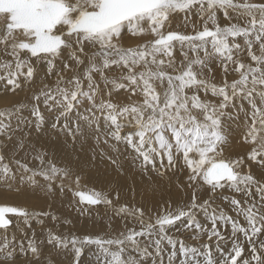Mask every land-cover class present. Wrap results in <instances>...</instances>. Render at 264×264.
Returning a JSON list of instances; mask_svg holds the SVG:
<instances>
[{
	"label": "snow or ice",
	"instance_id": "snow-or-ice-1",
	"mask_svg": "<svg viewBox=\"0 0 264 264\" xmlns=\"http://www.w3.org/2000/svg\"><path fill=\"white\" fill-rule=\"evenodd\" d=\"M127 37L143 39L130 46ZM232 73L238 78L229 82ZM0 88L31 92V103L0 110V185L48 198L71 192L88 206L76 207L80 215L104 205L140 226L117 230L108 222L115 234L107 237L58 235L46 228L45 218L59 220L50 211L3 204L0 264H17V256L53 264L45 244L70 252V264H80L90 246L97 264H165V256L167 264H264V179L250 167L241 171L245 157L224 156L232 125L243 126V141L256 145L246 159L264 175V0H0ZM121 90L139 101L121 105L113 99ZM125 127L134 131L121 135ZM89 129L97 144L130 148L142 175L186 171L176 188L190 197L175 207L163 201L146 218L143 207L120 204L118 192L82 190L71 162L57 166L35 143L63 136L75 144ZM118 158L107 157L122 172ZM216 199L236 215L213 207ZM33 222L46 239L38 240ZM173 229L213 243L187 244Z\"/></svg>",
	"mask_w": 264,
	"mask_h": 264
},
{
	"label": "rangeland",
	"instance_id": "rangeland-1",
	"mask_svg": "<svg viewBox=\"0 0 264 264\" xmlns=\"http://www.w3.org/2000/svg\"><path fill=\"white\" fill-rule=\"evenodd\" d=\"M218 65H216L215 67H217ZM216 76H218V78L216 79H220L221 80V76L223 75L222 74V71L220 69V67H218L216 70ZM40 76H41V73L43 74L44 73V68L43 66H41V71L39 72ZM221 74V75H220ZM38 75V76H39ZM229 78V79H228ZM238 77L236 76V74L232 73L230 74L227 79L229 80V82H231L233 79H237ZM219 81V80H218ZM50 84L53 82L52 80H49L48 81ZM220 82V81H219ZM40 87V85H37V89ZM1 92L0 93H3V90L2 88H0ZM28 92H19L17 95L16 94H12V93H7L5 95H7V98L5 100V106L1 107L2 105H0V110L2 109H5V108H10L12 107L13 105H16V104H19V103H31L30 101V98H29V95H30V92L28 94H26ZM24 94V95H23ZM15 95V96H14ZM22 95V97H21ZM129 93L125 92L124 90H121L118 94H114L113 96V99L117 102H120L121 105L123 104H130V103H133V102H138L139 101V97L137 96H132L131 99H129ZM4 96V95H3ZM20 96V97H19ZM26 96V97H25ZM10 97V98H8ZM12 97H14L13 99H17L19 100L17 103L16 101H13L12 103ZM28 97V98H27ZM21 98V99H20ZM10 99V100H9ZM7 101V102H6ZM4 105V104H3ZM24 115H29V113L27 111L24 112ZM46 116H47V120H46V125H50L53 121L50 120L52 119V116L50 117V115H48L46 113ZM49 116V117H48ZM50 121V122H49ZM101 123V134L104 133L106 131L105 127H104V122L103 120L100 121ZM50 128V126H49ZM243 126H241L240 128H237V126L234 124L232 125V129H233V132L231 133L230 137L232 136H237L238 135H234L235 131L239 130V129H242ZM129 127H125L122 132H121V135H126L128 132L127 131H130ZM126 130V131H125ZM59 136V134H57ZM94 134L92 132L91 129L88 130V134L84 137H78L77 138V141L75 144L72 143L71 141V138L70 137H63V136H59L58 139L56 140H50L48 141L49 144H41L40 147L43 145V149L42 150H47L48 152V156L46 157V159H51L53 161V163H57V159H55L57 157V155H54L55 153L52 152L51 150L53 149V147L55 146H64L62 151L59 152V154L61 153L63 155V157L68 160V161H71L72 163L74 164H78V166H72L76 171L79 172V174L82 176V177H85V180L84 181L83 179H81L80 181V186H81V189L83 190H87L88 188L90 189H95L96 187V184L93 185L92 187H90V185L87 183V179H92L94 178V176H91V175H88V172H86V170H83L84 168L82 167V164L83 163H86V162H89L88 158H87V154H85V149L87 151V153L89 151H94L96 153H98L100 159L102 161H104L105 163H110V161L107 159L108 156H112V157H119L118 158V164L122 162L123 158H124V155H127L129 154L130 152H132V150L130 148H126V146L123 144H116L115 141H110V145H115V147L118 149V153L116 151H113L111 147H109L108 145H105L101 142V145L103 146V152H104V155L102 156L101 155V151L97 150L96 147L92 144L94 142ZM231 137V138H232ZM231 138H229L231 140ZM103 139V138H102ZM237 139V138H236ZM46 142V143H48ZM52 145H51V143ZM248 146H246V145ZM255 145H252L251 143H244L243 141V136L240 137L238 140H237V143H232V142H228L227 146L224 148V156L225 154H229V155H233V157H226V158H231V159H235L237 158L236 155H240L241 157H245V160H246V164L249 165L250 169L252 171H255L257 174H258V170L260 169L258 165L252 163L251 161H247L246 157H247V154L251 151V149L254 147ZM40 147H37V148H40ZM50 150V151H49ZM126 150L128 151L129 150V153L126 152ZM133 153V152H132ZM52 154V155H50ZM134 154V153H133ZM55 158H54V156ZM135 155V154H134ZM52 158H51V157ZM17 158H20L19 156ZM79 162V163H78ZM111 164V163H110ZM32 166H37V162L35 161H32L30 163V167ZM57 166H63V165H60V163H57ZM251 171V172H252ZM112 172L118 177V176H121L123 178H127V177H130L128 175H124V174H121V171H118L117 170V166L116 165H112ZM254 172V173H255ZM254 173H252L254 175ZM139 174L141 176H144L146 177L147 175H142L140 172ZM259 174L261 176V179H264V175H262V170L259 171ZM186 176H187V173L186 171L184 173H177L175 176H173V173L169 172L167 173V176L166 178L164 179H161L160 177H158L156 175V173H154V175L152 176L151 179H153L155 181V189L153 190V192H155V195H156V200H160V204L163 202V201H167V200H171L172 201V204H173V207L176 206V204L178 202H180L181 200H186L190 197V192H189V196L186 197L184 196L183 194H181L178 189L176 188V182L179 181L180 183H184V181L186 180ZM259 176V177H260ZM167 177H171V179H168ZM39 179V178H38ZM41 183H43V181H41ZM64 183L66 185H69L71 184V186L73 188H75V184L72 183L71 180H65ZM86 186V187H85ZM135 187H133L131 189V187H129V189H127V192H130V193H137L138 191H140V189L138 188V186L136 184H134ZM87 188V189H86ZM95 190H100V191H104L105 193L109 194V191H107V189L105 188H96ZM162 190V191H161ZM161 194V195H160ZM59 196H61L59 194V191L57 190V195L52 198L51 200H49L48 197L45 196V194H43L42 191H40L39 189H37L36 191H33L31 189H29L28 191L26 192H21V193H16L14 191L12 192H9L6 190V187L4 185H0V205H3V204H7V205H12V206H15V205H23V206H27L29 207L30 209H36V210H44V211H50L51 213L55 214L56 216L60 217L61 216V219H64L62 216L63 214H61V209L58 208V204L61 203L60 199H59ZM224 195H227V196H235L237 199H241V194H238V193H232V192H229L227 190H225L224 192ZM139 199H141V196L142 195H139ZM65 201V203L67 204V206H69L70 204V201L71 199H73L72 197V193L71 192H65V194L63 195L62 197ZM46 199V200H45ZM76 201L78 202V198H75ZM73 201V204H75L77 207H88L86 205H78L76 204V201ZM139 199H131V198H126V197H122L120 199V201H123L124 203H127L128 206L129 204H139L138 206H142L141 203H140V200ZM55 201V202H54ZM60 201V202H59ZM55 204V206H52L53 204ZM47 203V204H46ZM32 204V205H31ZM46 204V205H45ZM50 204V205H49ZM52 204V205H51ZM57 204V205H56ZM75 205L73 207H75ZM58 206V207H57ZM101 206V205H100ZM100 206H96L97 207H100ZM213 207H219V208H223L229 215H232V216H235V212H232L230 207L221 199H216L215 203L212 205ZM48 207V208H46ZM57 208V210L55 208ZM102 207H104L105 209V206L102 205ZM129 207H132L131 205ZM60 211H59V210ZM76 210V209H75ZM93 213L96 215H93ZM76 214L78 215L79 219L81 220L80 221V225L83 223H88V227H90V223L92 222V224L94 223L93 219L95 221H103L101 219H97V213L93 210V209H90L88 213H86L85 215H80L77 211H76ZM60 215V216H59ZM99 217V216H98ZM50 217H48L47 219L51 222H54L52 220L49 219ZM197 219L201 221V223H207L205 221V218H204V215L203 213H199L198 216H197ZM65 220V219H64ZM66 221H69L66 219ZM90 222V223H89ZM104 222V221H103ZM240 222L241 224L244 223L243 221V218L241 217L240 218ZM46 223V221H45ZM63 226L62 227H54V230L55 232H59L58 235H63V234H69V232L72 231V223L68 224V223H65V224H62ZM104 225H105V222H104ZM103 226V225H102ZM36 227V230L38 231V226L35 225L33 226V228ZM135 227L137 228V230H139V225L136 224ZM60 230H59V229ZM59 230V231H58ZM61 231V232H60ZM224 232H229L230 231V226L227 228V229H224L223 230ZM40 234V233H39ZM71 234V233H70ZM69 234V235H70ZM114 233L111 231V230H100V231H92L90 233H87L86 235H90V236H98V235H104V236H108V235H113ZM169 234L170 235H173L174 237H177L181 240H184L185 243L187 244H190V245H198V244H204V243H213V242H210V241H207V238L206 236L204 238H202L201 240L199 241H196V240H193L191 239V233L189 232H177L175 231L174 229L173 230H169ZM17 235H19L17 233ZM79 235V234H76V236ZM85 235H82L81 237H83ZM43 236H40V237H37L38 240L39 239H42ZM47 244H45L44 246V253L49 256L50 259H53V257L55 256V253H56V250L55 249H50L51 246H47ZM91 248H87L85 252H87L88 250L92 249V248H95V246H90ZM165 247L167 248L168 246L165 245ZM179 247V245H177V248ZM46 249V250H45ZM55 251V252H51V251ZM170 250V249H169ZM53 254V255H52ZM91 254V253H90ZM72 257V255H71ZM84 257L83 256V253H82V256L81 258ZM42 259H44L42 257ZM165 264H167V257L165 256ZM71 261H69L68 263L66 264H70ZM81 262V261H80ZM17 264H28V262L25 260L24 257L22 256H17ZM31 264H37V261H32ZM89 264H92L91 263V259L89 258ZM94 264H97V262H95Z\"/></svg>",
	"mask_w": 264,
	"mask_h": 264
},
{
	"label": "bare ground",
	"instance_id": "bare-ground-1",
	"mask_svg": "<svg viewBox=\"0 0 264 264\" xmlns=\"http://www.w3.org/2000/svg\"><path fill=\"white\" fill-rule=\"evenodd\" d=\"M179 23V21L177 22ZM175 27V25H174ZM181 30L183 31V29L181 28ZM189 31H191V25L189 26ZM142 39L143 38H132V37H127L126 38V44L127 45H130V46H135L137 45L138 43H141L142 42ZM216 65H214V70H216L219 66L215 67ZM40 71H41V67H40ZM216 72V71H215ZM40 74V73H39ZM38 74V75H39ZM43 74L41 73V76ZM216 75V73H215ZM221 75V74H220ZM40 76V75H39ZM219 76V75H218ZM218 76H216V78H218ZM222 77V76H221ZM229 79V78H228ZM221 81L220 79H216V82H219ZM229 81V80H228ZM1 90V89H0ZM1 92V91H0ZM21 93V92H20ZM25 93V92H24ZM29 93V92H28ZM26 93V94H28ZM7 93H0V105H2L1 107L5 106V100L7 98V95H5ZM4 95V96H3ZM17 95V94H16ZM24 95V94H23ZM15 96V95H14ZM31 96V92H30V95H29V98ZM20 97V96H19ZM22 97V95H21ZM26 97V96H25ZM10 98V97H8ZM14 97H12L13 99ZM28 98V97H27ZM21 99V98H20ZM10 100V99H9ZM13 101H16V103L19 101L17 99H13L12 100V103ZM7 102V101H6ZM4 104V105H3ZM49 117V116H48ZM51 117V116H50ZM48 119V118H47ZM53 121V117L52 119H50ZM50 122V121H49ZM51 125V124H50ZM50 125H46V127H49ZM130 131H134V129H132L131 127H129ZM128 129V130H129ZM126 131V130H125ZM130 131H127V132H130ZM245 131L244 128L242 129H239L237 131H235L234 135H238L237 136H229V138H231V140L229 139V142H232V143H237V140L242 137V134L243 132ZM233 132V131H232ZM103 138V137H102ZM237 138V139H236ZM50 139L48 137H41L40 139L36 140L35 143H36V146L37 147H40L41 144H49ZM48 142V143H46ZM51 143V142H50ZM245 143V142H244ZM259 144V141L257 142ZM97 150L101 151L103 150V146L101 145V142L99 144H97V141L94 137V142L92 143ZM122 144V143H121ZM52 145V143H51ZM123 145V144H122ZM246 145V144H245ZM253 145V144H252ZM248 146V145H246ZM256 146V145H255ZM44 147V146H43ZM64 146H55L53 147V149L51 150L52 152H54L55 154L54 155H57V157L54 158L57 159V163H60V165H65L67 164L68 162H71V161H68L66 160L63 155L59 152L62 151ZM41 148V147H40ZM50 151V150H49ZM85 154H87V158L89 160V162H86V163H83L82 164V167L84 168L83 170H86V172H88V175H91V176H94V178L92 179H87V183L90 185V187H92L93 185L96 184V188H105L107 189V191H109V196L110 198H114V195L115 193H119L120 194V199L124 196L126 198H131V199H139V195H142L141 196V199L140 200V203L142 206H138L139 204H129V206H137V207H143L145 209V212H146V218L147 216H150L152 213L150 210H156L159 208V205H160V200H156V195H155V192H153V190L155 189V181L152 178V176L154 175L155 172H150L146 177L144 176H141L139 174V161H136L135 162V166L133 164V157H134V154L132 152L129 153V150L126 152L129 153L127 155H124V158L122 160L121 163H119L120 165H122V168H123V171L121 172V174H124V175H128L130 177H127V178H123L121 176H116L113 172H112V164L110 163H105L104 161H102L98 155V153L94 152V151H89L87 153L86 149H85ZM22 155V154H21ZM52 155V154H50ZM51 157V156H50ZM225 157H233V155H229L228 153L225 154ZM236 157H241L240 155H236ZM52 158V157H51ZM166 162V161H165ZM35 163V161H34ZM56 163V164H57ZM79 163V162H78ZM72 166H78V164H74L72 163ZM249 170V165L246 164L245 167H243L241 169L242 172H247ZM261 169L258 170V174L255 172V171H252V173H254V176L257 177V179H261V176L259 174V171ZM260 176V177H259ZM84 181L85 180V177L82 178ZM134 184H136L138 186V188L140 189V191H138L137 193L133 192V193H130V192H127V189H129V187H131V189L134 186ZM86 187V186H85ZM87 189V188H86ZM89 189V188H88ZM87 189V190H88ZM91 189V188H90ZM94 189V188H93ZM84 190V189H83ZM85 190V191H87ZM162 191V190H161ZM44 194V193H43ZM161 195V194H160ZM59 199L61 201V203L58 204V208L61 209V214H63L62 216H64L63 218L65 219H61V216L59 217V220L57 221H54V222H51L49 221L47 218H45V225H46V228H50L52 229L54 232V227L58 226L59 228L62 227L63 225L62 224H65V221L66 219L71 221L72 223V231L69 232V234H79L77 235L78 237H81L82 235H86L87 233H90L92 231H100L101 229L102 230H110L107 226L108 222H111L113 224V227L117 230L119 229H122L123 225L125 223H127L128 227H133L135 226L133 224V222H131L130 220L129 221H125L123 219H121L120 217H117L114 215V213L107 209L105 207H102V205H97V206H100V207H97L95 206V208L93 209L96 213H97V218L96 220L99 218L101 220H103L105 222V225H104V222L103 221H94V223L92 224V222L90 223V227H88V223H82L80 225V219L78 217V215L76 214V205L73 204V201L75 198L71 199L70 201V204L69 206H67V204L65 203L64 200H62L63 196H59ZM73 197V196H72ZM52 198H49V200H51ZM46 200V199H45ZM59 201V202H60ZM76 201V199H75ZM55 202V201H54ZM52 203V202H51ZM114 203H115V200H114ZM119 203L120 204H125L123 201H120L119 200ZM47 204V203H46ZM45 204V205H46ZM53 204V203H52ZM51 204V205H52ZM76 204H78V202L76 201ZM127 204V203H126ZM32 205V204H31ZM50 205V204H49ZM57 205V204H56ZM75 205V207H73ZM52 206H55V204H53ZM82 206V205H81ZM104 206V205H103ZM85 207V206H84ZM48 208V207H46ZM55 208V207H54ZM57 210V208H55ZM59 210V209H58ZM60 211V210H59ZM93 215H95L93 213ZM96 216V215H95ZM99 216V217H98ZM50 219V218H49ZM51 220V219H50ZM35 225V222H33V226ZM103 225V226H102ZM64 227V226H63ZM36 228V227H35ZM58 228V229H59ZM38 231H37V237H40V236H43L42 239H46V231L45 232H42L41 229L38 227ZM60 230V229H59ZM58 230V231H59ZM61 232V231H60ZM230 232V231H229ZM40 233V234H39ZM56 234H58L59 232H55ZM62 234V233H61ZM60 234V235H61ZM68 234V233H67ZM115 234V233H114ZM225 234H227V232H225ZM64 235V234H63ZM177 238V237H175ZM48 246V245H47ZM46 246V247H47ZM94 247V246H93ZM89 249L91 247H85L84 250H83V256L81 259H80V264H89V258L91 259V263L94 264L96 261V257L94 255V253H96V248H92L90 250H88L87 252L86 249ZM52 249V248H50ZM46 250V249H45ZM51 251V250H49ZM51 252H55V251H51ZM91 253V254H90ZM53 255V254H52ZM71 253H66L64 252L63 250H56V253H55V256L53 257V259H51V261L53 262V264H66L68 263L69 261L72 260V257H71ZM44 258V257H43ZM166 262V261H165ZM38 264V262H37Z\"/></svg>",
	"mask_w": 264,
	"mask_h": 264
}]
</instances>
